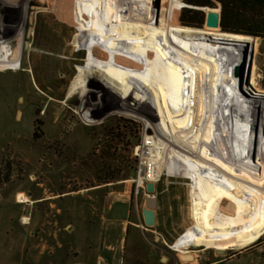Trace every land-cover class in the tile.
Listing matches in <instances>:
<instances>
[{
	"label": "rangeland",
	"instance_id": "1",
	"mask_svg": "<svg viewBox=\"0 0 264 264\" xmlns=\"http://www.w3.org/2000/svg\"><path fill=\"white\" fill-rule=\"evenodd\" d=\"M27 1L32 19L22 46L20 74L12 76L13 69L0 67V264H82L83 256L86 262H95L96 247L90 249L86 240L93 237H87L93 230V215L98 223L106 206L116 203L119 218L129 214L130 219H136L147 203L146 183L150 179L146 177L140 184L137 178L146 157L142 148L151 140L147 137L156 134L153 123L164 127L162 112L153 100L150 85L146 86L147 95L143 96L141 89L133 95L136 100L143 96L145 108L141 114L116 109L123 87L103 74L106 70L101 62L87 59L86 43L79 42L74 33L83 5L78 6L76 0ZM209 5L222 10L221 0ZM246 5L252 18L259 8L250 2ZM262 41L256 36L250 60L256 75L254 81L251 76L247 81L255 94L264 93ZM150 51L155 52L153 48ZM83 66L93 67L91 75L107 88L104 94L103 87L97 93L103 97L101 105L88 112L83 108L89 93L88 78L79 75ZM225 88L220 87L221 93ZM96 90L99 92V88ZM237 94V90L233 92V96ZM236 102L234 112L228 102L225 107L237 120L248 113L243 102ZM165 130L164 135L175 132L168 126ZM178 132V139L189 145L188 138ZM163 146L161 174L154 180L159 222L152 226L154 231L144 229L152 242L157 241V234L174 241L192 221L191 180L168 173L166 156L173 147ZM109 150L111 158L104 155ZM20 193L30 200L21 201ZM214 203L227 212L233 208L227 200L214 199ZM122 237L126 240L128 234L119 228L116 239ZM186 248L204 253L199 264L213 256H233L224 264H264V234L251 244L221 254L216 246L206 244ZM172 251L168 249L167 253L172 256ZM190 258L180 256L185 261L182 264H192Z\"/></svg>",
	"mask_w": 264,
	"mask_h": 264
},
{
	"label": "bare ground",
	"instance_id": "2",
	"mask_svg": "<svg viewBox=\"0 0 264 264\" xmlns=\"http://www.w3.org/2000/svg\"><path fill=\"white\" fill-rule=\"evenodd\" d=\"M76 1L83 5L76 39L86 43L87 59L101 62L103 74L123 87L116 109L141 114L146 86L154 90L164 127L153 123L156 134L147 137L152 139L148 147L143 146L145 164L137 180L143 184L146 177L158 179L161 148L164 143L173 147L166 156L168 173L191 180L192 221L176 243L206 244L226 253L258 240L264 234V93H252L247 82L250 76L255 80V64L248 74L237 73L240 64L252 60L247 43L254 37L208 25L209 12L217 10L209 5L213 0ZM22 46L16 59H10L12 76L20 74ZM86 67L79 75L88 78L83 102L88 112L101 105L103 97L97 93L107 88L91 75L94 68ZM220 87H226L224 93ZM136 89L143 94L139 100L133 97ZM236 100L248 113L237 120L225 107L228 102L234 112ZM165 126L175 132L164 135ZM178 129L189 145L178 139ZM19 198L30 200L25 193ZM214 199L230 201L232 210H223Z\"/></svg>",
	"mask_w": 264,
	"mask_h": 264
},
{
	"label": "crops",
	"instance_id": "3",
	"mask_svg": "<svg viewBox=\"0 0 264 264\" xmlns=\"http://www.w3.org/2000/svg\"><path fill=\"white\" fill-rule=\"evenodd\" d=\"M146 204L139 210L136 219H130L129 214L119 218L120 213L117 211L119 209H116V203L106 206L105 211L100 213L97 219L98 223H96V217L93 215V218H95L92 221L94 225L93 230H89L91 232L87 234V237L91 234H93V237L91 241L87 238L86 240L88 242L87 246L90 249L96 247L97 259L95 262H92L90 258L91 262L88 263L83 256L82 264H155L157 262L161 264H182L183 261L180 259V256L183 257L184 254H188L187 252L192 254L190 262L192 264H199L204 259V253L193 252L184 245H175L176 239L170 242L159 234L155 236L156 242H152L149 239L144 229L154 231L152 226H155L159 222V219L158 210H155V222L150 224L146 221L145 211L148 209ZM120 219L122 220L120 221ZM119 228H122L128 234L126 240L124 237L120 241L116 239ZM179 230V226L176 227V232H179ZM168 249L173 250L172 256L167 253ZM232 257L223 259L222 257L213 256L202 264H224Z\"/></svg>",
	"mask_w": 264,
	"mask_h": 264
},
{
	"label": "built area",
	"instance_id": "4",
	"mask_svg": "<svg viewBox=\"0 0 264 264\" xmlns=\"http://www.w3.org/2000/svg\"><path fill=\"white\" fill-rule=\"evenodd\" d=\"M31 19L27 0H0V67L10 70V59H16L15 52L20 43L23 45ZM150 143L152 139L146 141L144 147ZM144 147L145 154L147 148ZM142 164H145L144 160Z\"/></svg>",
	"mask_w": 264,
	"mask_h": 264
},
{
	"label": "trees",
	"instance_id": "5",
	"mask_svg": "<svg viewBox=\"0 0 264 264\" xmlns=\"http://www.w3.org/2000/svg\"><path fill=\"white\" fill-rule=\"evenodd\" d=\"M222 15L221 25L225 30L238 31L261 37L264 43V0H221ZM250 2L259 8V11L249 18L247 14L246 3ZM261 70L263 74L262 84L264 85V56L261 61ZM95 158H99L98 152L94 151ZM111 158V151L104 154Z\"/></svg>",
	"mask_w": 264,
	"mask_h": 264
},
{
	"label": "water",
	"instance_id": "6",
	"mask_svg": "<svg viewBox=\"0 0 264 264\" xmlns=\"http://www.w3.org/2000/svg\"><path fill=\"white\" fill-rule=\"evenodd\" d=\"M221 15H222V10H211L208 14V19H207L208 25L220 26L221 25ZM231 32L242 33V34L251 35L254 37L255 40L248 41V43H247L248 46L250 47L251 57H252V55H253L252 51L254 49V46L256 45V36L252 35V34L238 32V31H231ZM250 60L247 64L245 62V63L239 65V67L237 69V73L239 76H243L244 74H248L247 72L249 71V68L251 67ZM146 185H147V189L149 191V198H148V202H147L148 209L145 211V219L148 223L153 224L155 222V208L158 206V197L154 193L155 188H156V183L154 180L150 179L149 181H147ZM175 245H178V244L175 242ZM188 255H189V257H192V254H184V257H186Z\"/></svg>",
	"mask_w": 264,
	"mask_h": 264
}]
</instances>
